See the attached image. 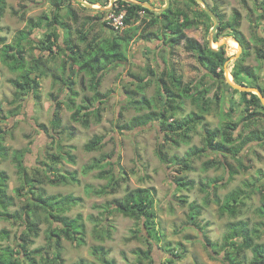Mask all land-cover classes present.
<instances>
[{
    "label": "rangeland",
    "instance_id": "rangeland-1",
    "mask_svg": "<svg viewBox=\"0 0 264 264\" xmlns=\"http://www.w3.org/2000/svg\"><path fill=\"white\" fill-rule=\"evenodd\" d=\"M5 1L7 12L22 13L25 11L26 14L35 16L46 13L50 17L53 14L50 6L45 2L32 4L31 1L34 0ZM204 2L209 9L214 8L217 11L222 24L229 21L235 11L240 13L239 33L245 38L249 47L248 55L244 57L242 65L254 70L259 76L260 85L264 88V59L256 57L257 50L262 46L259 40H264V10L260 8V6L264 7V0H246L245 5L239 0H204ZM144 3L156 10L164 6V0H145ZM174 3L175 6L191 12L192 15L204 11L202 5L195 6L187 0H175ZM81 7L80 4H75L74 9L81 22L90 23L91 29L87 41L91 38H117L116 32L103 25L107 22L111 9L105 11L102 9L104 7L97 4L94 5L95 12H91L90 9L84 11ZM11 12L4 17V23H0V35L6 38L7 44L11 43L15 33L25 26V23L13 16ZM88 18L89 21L85 20ZM202 22L203 26L199 25L185 31L188 38L199 43L207 41L209 34L207 26H212V22L210 23L205 18ZM69 25L71 40L82 49L84 43H79L78 33H76L79 25L73 23ZM145 25L147 21L141 24L136 22L135 26L138 28L136 35L127 46L126 61L115 63V66L105 72L99 91L103 94L109 93L108 99L100 107V120L97 121L94 116H91L86 128L71 118L73 113L69 106L71 95L69 89L66 88L69 81L62 73L63 57L61 55L55 56V59L50 61L48 58L43 59L42 63L45 68L39 69V71L42 70V75L37 81L39 84L37 96H34L31 91L20 92L15 87V83H26L23 78L20 79L21 74L26 72L19 73V70L14 68L15 66L12 67L13 64L4 62L0 56V130L1 143L7 154L6 158H0V169L8 176L7 193L13 198V206L9 208V211L21 215V207L28 199L33 198V192L37 194L41 191L45 196L71 194L82 198V202L71 207L65 215L70 218H74L77 214L82 215L86 228L85 245L77 246L61 232L59 233L60 247L56 248L55 238L50 236L48 230L51 227H57V224L50 226L40 216L39 236L30 239L25 245L27 250L42 249L49 259L58 256L63 264H78L80 260L87 264H102L91 254L94 247L105 248L108 251L107 259L113 261L114 264H147V260L143 259L145 255H148L154 264H167L169 259L173 261V264H224L221 261L222 236L226 231V226L237 221H247L249 228L254 227L258 236L256 243L264 244L263 218L257 212L260 206V198L257 194L245 200V206L239 209L236 218L233 219L227 215L219 216L217 206L213 201L205 200L209 189L203 190L202 186L209 181L217 180L216 194L222 199L231 190L242 187L245 182L257 186L264 185V142L250 144L240 152L239 160L248 167V170L238 167L235 158L230 156L224 158L208 149H205V152L199 156L192 158L188 156V152L193 148L205 147L206 129L222 128L229 122L235 123L241 117V108L235 107L232 112L229 110L231 99L235 103L240 99L239 93L226 82L225 73H223V80H216L197 63L194 46L184 41L170 40V36H166L167 32L164 30L158 33V38L141 39ZM157 28L154 26L149 31H155ZM125 29L119 31L120 34H123ZM44 30L47 32V28L35 30L30 39L38 41L42 38ZM58 34L61 35V32ZM215 35L216 33L213 38ZM225 36V33L217 35L216 41L212 38L210 47L216 49L220 45L224 49L226 57L229 58L224 70L226 68L229 73L228 66L241 56L242 49L236 48L239 46L237 42ZM26 47L24 60L29 68V61L38 50L32 44H26ZM150 71L154 76H149ZM131 75L143 78L142 83L138 84ZM68 77L74 83L73 91L77 93L74 99L75 104H83L81 102L83 97L92 95L89 76L85 72H77V67H75L72 74L68 72ZM160 77L164 79L169 90L175 94H178L185 85L190 86L191 84L198 87L195 94H183L181 91V96L176 99L174 118L179 121L191 113H199L197 99H200L202 94L208 93L212 99L204 120L195 125L187 139L171 135L167 139L166 133L160 130L157 121L144 127L121 129L135 116L148 111L156 113L160 111L161 103L165 99L158 83ZM229 78L232 80L230 74ZM173 79L181 82L180 90H177V84ZM51 97L59 98L63 103L59 125L52 124L53 102ZM142 98L149 101L151 106L139 110L138 105L133 104L132 100ZM95 104L96 102H93L92 106ZM261 120L251 129L264 131V115H261ZM243 133L247 134V131ZM94 135L102 137L103 147L98 151L85 152L83 146ZM159 144L171 160V164L176 163L173 157L189 159L193 170L175 173V166L168 168L165 162L156 156L155 151ZM15 150L24 151L23 165L29 179L32 180L33 185L29 183L25 189L22 187V180L15 164L11 160V155ZM66 153L73 156L74 163L70 162ZM57 155H61L60 160L54 163L52 157ZM217 158L230 164L237 172L231 180H229L226 167H206L207 162L217 160ZM100 159L99 164L102 168L86 170L94 161ZM45 170H47V176H44ZM101 170L108 171V176L115 173L117 179L124 177L125 182L118 180L115 192L110 195L96 196L87 192L85 189L87 185L96 190L107 184L108 179L98 176ZM74 171L77 173L78 185L73 183L52 185L48 182L53 178V172L66 175ZM175 175L193 181V186L188 190L176 191L172 183ZM37 180L43 181L42 184L38 185ZM136 188L155 190L153 206L156 214V236L153 234L145 238L146 231L140 229L135 220L125 218L116 212L108 215L104 210L109 202L121 199L127 190ZM178 199H185L187 204L181 205ZM192 203L201 207L200 214L196 218L197 226L190 225L188 220V212ZM23 229L20 219L0 221V231L9 232L8 239L0 240V247L8 246L19 253L16 236ZM132 231L140 232L145 237L141 236L138 240H133ZM99 235L104 236V239L99 240ZM204 237L216 247L217 255L205 246ZM171 253L179 254L181 258L173 259ZM16 256L19 257V255ZM20 257L23 258V256ZM238 259L242 261V264H250L252 259L250 250H244ZM36 260L40 264L43 263L39 256H36Z\"/></svg>",
    "mask_w": 264,
    "mask_h": 264
},
{
    "label": "trees",
    "instance_id": "trees-1",
    "mask_svg": "<svg viewBox=\"0 0 264 264\" xmlns=\"http://www.w3.org/2000/svg\"><path fill=\"white\" fill-rule=\"evenodd\" d=\"M44 2H49L51 7L53 6V14L50 17L48 14H43L38 16L37 19L24 18L25 11L22 13L18 11H12V14L19 17L21 20L25 19V26L22 30L18 31L14 35V40L11 43H6L5 37L0 36L1 45V59L4 62H10L12 67L17 68L21 74L20 79L25 80V84L22 82L15 83V87L20 92H32L34 96H37V91L39 90L38 80H40V75H42V70L45 68L42 63L44 58L48 60H54L55 56L61 55L63 57L62 61V73L69 81V85L66 87L70 91V101L69 106L73 113L71 118L75 122H79L83 127H88L89 118L94 116L97 121L100 120V107L105 104L108 99L109 93H101L99 91L100 84L102 82L105 72L115 63H121L126 61L125 52L129 42L136 35V30L138 27L135 26L136 22L145 23L143 32L141 34V39L151 40L153 38H158V33L162 30L167 32L166 36H170V40L175 39V41H184L186 44L195 47V57L197 63L204 68L210 76L216 80H223L224 66L228 61L224 49L219 48L218 51H214L208 45V42L199 43L192 38H188L185 34L186 30L199 25L203 26L202 19H207L210 23L212 22L210 18L206 15L205 11H199L192 15L191 12L182 10L181 8L175 6L174 1L170 0L169 7L158 14L150 11L149 9L142 7L137 4L130 2H125L123 0L114 1L112 8L109 12H114L119 15L122 11H125L123 16V25L126 31L120 34L121 30L114 31L105 22L104 27L117 33V38H104L97 39L91 38L87 41L89 31L91 29L90 23L86 21H80L77 11L69 6V11L66 15H62L63 7L65 3H75L74 0H59L58 5L57 0H43ZM91 6L101 5L106 8L109 6L110 0H82ZM137 2H145V0H133ZM195 6H199L195 0H187ZM241 4L245 5L246 0H239ZM32 3L35 2L31 1ZM6 1L0 0V18L3 16L6 10ZM50 6V5H49ZM25 8V6L23 7ZM264 10L263 6H260ZM82 10L88 11V9L81 7ZM213 14L220 21L216 35L213 38L214 41L217 39V35L225 33V37H230L233 39L239 47L242 49L241 56L236 59L230 66H228L229 74L232 77L233 82L242 87H249L257 89L261 95L264 97V88L259 83V76L255 74L254 70L249 66L242 65L243 59L248 55V43L245 38L239 33V27L241 23V15L238 12H234L232 18L225 24H222L217 11L214 8H210ZM95 12L94 10H90ZM109 12H106L107 14ZM147 19V20H146ZM85 20H90L85 19ZM94 21H92L93 23ZM70 23L74 25H79V29L76 31L78 33L79 43H84L82 49L79 48L78 44L73 43L71 40V28ZM157 26L155 31H149L152 27ZM208 30L212 26H207ZM44 30L43 36L38 41H32L30 37L35 32V30ZM1 30V27H0ZM61 32V35L58 34ZM261 43V49L257 50L256 57L258 59H264V40H259ZM168 42V41H165ZM26 44H32L36 46L39 54L36 57L35 54L32 55L29 61V68L25 64L24 53L26 52ZM77 67V72H85L89 76V87L92 91L91 97H83V104L76 105L74 99L77 97V93L73 91V82L68 77V72L73 73L74 68ZM39 69H42L39 71ZM138 84L142 83L143 78H137L131 75ZM149 76H154L153 72H149ZM177 84V90H180L181 82L179 80L173 79ZM158 83L162 89L165 96L164 102L161 103V109L157 113L154 111H148L146 113L140 114L131 118L128 124L123 125L121 129L139 128L144 127L147 124L157 121L159 123L160 130L166 133L168 136L184 137L187 139L188 134L192 132L193 128L197 123L204 120V115L209 111V105L212 101L208 93L202 94L200 99H197L199 105V113H191L188 117L179 121L174 118V112L176 111V99L181 96V91L183 94L192 95L197 92L198 87L185 85L182 90L175 94L169 90L167 84L162 77L158 78ZM140 88V87H139ZM240 95V99L237 103L234 101L230 102L229 110L232 112L235 107H239L242 110L241 117L235 122H229L223 125L222 128L209 130L206 129V143L203 148H193L188 153L189 158L199 156L201 153L205 152V149L210 150L216 155L222 157H232L238 162V167L243 170H248L242 161L240 162L239 154L244 150L246 146L253 143L261 144L264 142V131H259L251 129L252 126H256L258 122H261V115H264V106L262 105L259 97L256 94L249 92L237 91ZM170 95V98H169ZM52 99V124H60V112L62 109V101L55 97ZM96 102L95 106L92 103ZM133 104L138 105L139 110L149 108L151 103L146 99L142 98L139 100H132ZM92 106V107H91ZM247 134L243 133L246 132ZM165 137V138H166ZM219 138V139H217ZM1 130H0V158H6L7 154L5 148L1 143ZM102 137L94 135L84 146L85 152L98 151L103 147ZM176 142V141H175ZM177 144V142H176ZM156 156L162 162H165L168 168L175 166V173L179 171H191L193 170L190 165L189 159H180L178 157H173L175 165L171 164V160L164 153L160 144L156 148ZM23 150H15L11 155L12 163L15 164L17 173L22 180L23 189L26 188L27 184L31 183L32 180L29 179L26 168L24 167ZM70 162L74 163V158L69 153H66ZM61 155L53 156L54 163H58ZM99 161H94L86 170H94L96 168H102ZM207 168L210 167H226L228 170L229 180L237 174L233 167L217 158V160L207 162ZM47 170L44 171V176H47ZM77 173L74 171L70 174H57L53 172V178L49 179V183L55 185L57 183L67 185V184H79L76 178ZM99 178L108 179L105 186L93 190L90 186H85L87 192H91L96 196H106L113 194L116 187L118 186V180L125 182L124 177L117 179L115 173L108 176V171L101 170L99 173ZM7 174L0 169V221H16L20 219L22 222L23 230L19 232L16 236L17 245L19 247V253H17L13 248L10 247H0V264H40L36 260V256L42 259V264H63V261L54 256L52 259L46 256L42 249L27 250L25 245L29 243L31 238H37L39 236V222L41 221L40 216L43 220L53 226L57 224V227L50 228L48 231L50 236L55 238V247H60V237L59 233L63 232V235L70 241H74L77 246L85 245V223L81 214H77L74 218H70L65 215L71 207H74L80 202L82 198L73 196L71 194L67 195H48L45 196L42 192L33 194L32 199H28L27 202L21 207L20 213H12L9 208L13 206V198L7 193ZM38 185L42 184L43 181L37 180ZM211 182V183H209ZM203 184V190L209 189L205 200H212L217 206L219 216L227 215L231 218H236L238 211L241 207L245 206V200L249 196L257 194L260 198V206L257 209L258 214L263 218L262 227H264V185L257 186L251 183H243L242 187L231 190L222 199L216 194L217 185L215 184L217 180L209 181ZM172 183L176 188V191L180 192L182 190H188L193 186V181H188L184 177H178L172 179ZM33 185V184H32ZM155 190L147 188H136L133 190H127L125 195L121 199H114L109 202L104 208L108 215L113 212L121 214L125 218L135 220L140 229H144L146 232V237L142 233H135L132 231V239L138 240L139 237H150L155 234V210H154V194ZM35 194V195H34ZM181 205H186L185 199H178ZM201 207L191 204L190 210L188 212V220L190 225L197 226L196 218L200 214ZM106 236L109 237L108 234ZM256 235L254 227L249 228L247 221H237L229 223L226 226V231L222 236V254L221 261L224 264H242V261L238 259L240 253L244 250H250L252 254V259L250 264H264V244L256 243ZM9 238V232L6 230L0 231V240H6ZM99 240H103L104 236L99 235ZM204 244L209 248L210 252L216 254V247L210 243V241L204 237ZM24 245V246H23ZM215 247V248H214ZM182 252V251H181ZM91 254L96 257V259L102 264H114L113 261L107 259L108 251L103 247H94ZM172 258H181V255H176L171 253ZM181 254V253H180ZM16 255H19L17 257ZM217 255V254H216ZM20 256H23L20 257ZM144 260H147V264H154V261L145 255ZM78 264H87L83 260H80ZM167 264H173V261L169 259Z\"/></svg>",
    "mask_w": 264,
    "mask_h": 264
},
{
    "label": "water",
    "instance_id": "water-1",
    "mask_svg": "<svg viewBox=\"0 0 264 264\" xmlns=\"http://www.w3.org/2000/svg\"><path fill=\"white\" fill-rule=\"evenodd\" d=\"M76 1L77 3H79L82 7L86 8V9H90V10H96V8L94 6H91L89 5L88 3H86L85 1H82V0H74ZM114 1L116 0H110L109 2V7L108 8H102L103 10L107 11L108 9H111L112 8V5L114 3ZM125 2H130V3H133V4H137V5H140L142 7H145L147 9H149L150 11L152 12H155V13H162L163 11H165L168 7H169V4H170V0H164V6L161 7L160 9L156 10L154 9L151 5L149 4H146L144 2H137V1H133V0H123ZM198 4L202 5L203 7V10L206 12L207 16L210 18V20L212 21V27L211 29L209 30V34H208V38H207V42H208V45L211 46V43H212V38L214 36V34L216 33L217 31V27L219 25V21L217 19V17L213 14V12L209 9V7L206 6L204 0H195ZM98 9V8H97ZM220 48V45L217 46L216 49H212L214 51H218ZM226 64L227 62L225 63V66L226 67ZM224 73H225V79H226V82L231 86L233 87L234 89L240 91V92H249V93H253V94H256L262 105L264 106V97L261 95V93L255 89V88H249V87H242V86H238L236 85L233 80H230L229 79V73L227 71V69L225 68L224 70ZM232 79V78H231Z\"/></svg>",
    "mask_w": 264,
    "mask_h": 264
},
{
    "label": "crops",
    "instance_id": "crops-1",
    "mask_svg": "<svg viewBox=\"0 0 264 264\" xmlns=\"http://www.w3.org/2000/svg\"><path fill=\"white\" fill-rule=\"evenodd\" d=\"M38 2H44V1H42V0H35V2H33L32 4H36V3H38ZM58 2H59V0H57V2H56V4L58 5ZM75 2V1H74ZM45 4H47V5H50V8H51V11L53 10V6L51 7V4L49 3V2H46L45 1ZM75 4H79V3H77V2H75V3H65V5L63 6V7H61V8H63L64 10L62 11L63 13H62V15H66L67 13H68V9H69V6L74 10V6H75ZM6 9L7 10H5V12H4V14H3V16L0 18V23H4V17L8 14H10V12H7L8 11V8H7V6H6ZM6 13V14H5ZM12 13V12H11ZM65 13V14H64ZM14 16V15H13ZM19 18V17H18ZM24 18L25 19H27V18H32V19H37L38 18V16H35V15H31V14H26V12H25V15H24ZM25 19L24 20H21V21H23V23H25ZM1 27V26H0ZM1 36V35H0ZM35 54V56L37 57L38 56V52H36V53H34Z\"/></svg>",
    "mask_w": 264,
    "mask_h": 264
},
{
    "label": "built area",
    "instance_id": "built-area-1",
    "mask_svg": "<svg viewBox=\"0 0 264 264\" xmlns=\"http://www.w3.org/2000/svg\"><path fill=\"white\" fill-rule=\"evenodd\" d=\"M125 11H122L119 15L111 12L107 16V25L110 26L114 31L123 30L125 27L123 25V16Z\"/></svg>",
    "mask_w": 264,
    "mask_h": 264
},
{
    "label": "bare ground",
    "instance_id": "bare-ground-1",
    "mask_svg": "<svg viewBox=\"0 0 264 264\" xmlns=\"http://www.w3.org/2000/svg\"><path fill=\"white\" fill-rule=\"evenodd\" d=\"M233 45V44H232ZM233 46H235V45H233ZM236 48H238L239 49V46H237ZM230 79V78H229Z\"/></svg>",
    "mask_w": 264,
    "mask_h": 264
}]
</instances>
